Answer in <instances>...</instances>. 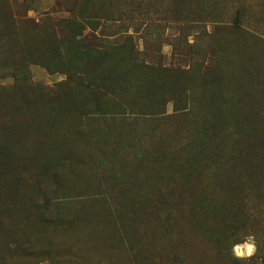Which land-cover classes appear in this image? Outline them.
Masks as SVG:
<instances>
[{"label":"rangeland","instance_id":"rangeland-1","mask_svg":"<svg viewBox=\"0 0 264 264\" xmlns=\"http://www.w3.org/2000/svg\"><path fill=\"white\" fill-rule=\"evenodd\" d=\"M128 35L183 76L97 100L110 67L76 47L111 60ZM0 264H264V0H0Z\"/></svg>","mask_w":264,"mask_h":264},{"label":"trees","instance_id":"trees-1","mask_svg":"<svg viewBox=\"0 0 264 264\" xmlns=\"http://www.w3.org/2000/svg\"><path fill=\"white\" fill-rule=\"evenodd\" d=\"M230 30L234 32H238L242 29V27L237 23H232V27L229 28ZM219 30L218 27H216V31ZM242 31L245 32V29H242ZM249 31H246L248 33ZM203 34H206L205 28L203 31ZM253 36V35H252ZM76 52L78 53V56L82 59L85 58L87 61L90 60L93 57H99L100 61L94 63V67H102L105 64H108L110 75L109 77L105 76L104 74L107 72H103L104 74H91V77L94 79L93 82L89 80V85L87 86V89L96 92L95 98L99 100L100 98L108 97L110 92L113 89V86L120 83L124 78L119 77L120 75H123L124 77H129L130 75L134 74L133 81L126 80L122 83L121 88H125V85H128L129 83H135L136 85L140 84L142 81H148L150 84H157L162 85L165 82H167V85L171 86L173 83H176V80L179 77H182L183 75L178 74L175 69L168 68V67H154L152 65H149L148 63H145L143 59H140V52L137 51L136 44L133 40V37L128 35L123 43V45L118 46L115 45L111 48V55L110 59L107 60L106 58H109V56H105V52L103 50H96V49H87L82 48V46L79 44L78 47H76ZM120 70L119 75H116V71ZM184 74H188L190 72V69L188 70H182ZM115 73V74H114ZM179 76V77H178ZM118 77L120 81L118 80ZM137 79V80H136ZM171 79L170 81H168ZM135 81V82H134ZM108 82V83H107ZM126 82V83H125ZM94 85V87H93ZM92 86L93 88H90ZM112 88V89H110ZM124 93H127L126 91ZM124 93L120 96L117 95V101H120V99L124 96ZM112 94V93H111ZM114 94V93H113ZM85 100L94 99L92 95H87L84 98ZM160 105L163 106L164 101L160 97ZM162 114V112H157V115ZM148 116L152 115L151 113H147ZM183 151L185 154L189 153L187 156H182L183 154H180L179 157L175 159L176 166H178L181 170L178 172L179 182L178 186H180L179 193L177 198L181 199V196L183 193H186L191 187V183L193 180L197 179L198 174L194 172L193 165L197 162V158L193 153H190V151H186L182 148L179 149V152ZM180 159V160H178ZM169 163V162H168ZM162 164V168H163ZM190 182V183H189ZM189 183V185H188ZM189 194V192H188ZM197 195V194H196ZM195 194H189L188 200L186 201L187 205V215L184 216L185 220L187 221L191 227L193 228V233H200L202 237H204L206 240H211L213 238V235H217V233L220 230V221L219 219H216V215L213 216H206L203 214L197 213V209L201 210L204 207V201L205 199L202 198V201L195 200L196 197ZM196 204L195 207H193V204ZM202 216V217H201ZM201 218L204 220V223H202ZM210 221V222H209ZM202 223L205 227V233L203 229L200 231L197 230V225L199 223ZM192 233V234H193Z\"/></svg>","mask_w":264,"mask_h":264},{"label":"clouds","instance_id":"clouds-1","mask_svg":"<svg viewBox=\"0 0 264 264\" xmlns=\"http://www.w3.org/2000/svg\"><path fill=\"white\" fill-rule=\"evenodd\" d=\"M249 246H250L251 249H252V253H254L255 250H256L255 242L250 240V241H249ZM238 248H239L238 245L233 247V253H234V255H235L237 258H239V259H246V258H249V257L251 256L252 253H247V254H246V253L243 252V251H238Z\"/></svg>","mask_w":264,"mask_h":264},{"label":"bare ground","instance_id":"bare-ground-1","mask_svg":"<svg viewBox=\"0 0 264 264\" xmlns=\"http://www.w3.org/2000/svg\"><path fill=\"white\" fill-rule=\"evenodd\" d=\"M249 250H251V247L249 245H245L244 246V251L245 252H249Z\"/></svg>","mask_w":264,"mask_h":264}]
</instances>
